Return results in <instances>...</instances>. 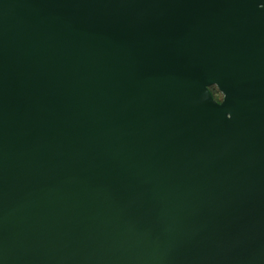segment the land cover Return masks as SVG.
I'll use <instances>...</instances> for the list:
<instances>
[{
	"label": "water",
	"instance_id": "water-1",
	"mask_svg": "<svg viewBox=\"0 0 264 264\" xmlns=\"http://www.w3.org/2000/svg\"><path fill=\"white\" fill-rule=\"evenodd\" d=\"M0 264H264V0H0Z\"/></svg>",
	"mask_w": 264,
	"mask_h": 264
},
{
	"label": "rangeland",
	"instance_id": "rangeland-1",
	"mask_svg": "<svg viewBox=\"0 0 264 264\" xmlns=\"http://www.w3.org/2000/svg\"><path fill=\"white\" fill-rule=\"evenodd\" d=\"M215 95H217L219 98H222V92L218 89L216 85H212Z\"/></svg>",
	"mask_w": 264,
	"mask_h": 264
},
{
	"label": "trees",
	"instance_id": "trees-1",
	"mask_svg": "<svg viewBox=\"0 0 264 264\" xmlns=\"http://www.w3.org/2000/svg\"><path fill=\"white\" fill-rule=\"evenodd\" d=\"M209 88H210V90H211V92H212V94H213L215 99H217V100H221L222 99V98H219L217 95H215L212 85Z\"/></svg>",
	"mask_w": 264,
	"mask_h": 264
}]
</instances>
